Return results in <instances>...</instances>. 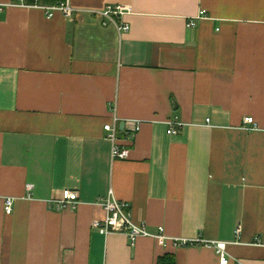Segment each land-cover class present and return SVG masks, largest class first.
<instances>
[{
	"label": "crops",
	"instance_id": "obj_1",
	"mask_svg": "<svg viewBox=\"0 0 264 264\" xmlns=\"http://www.w3.org/2000/svg\"><path fill=\"white\" fill-rule=\"evenodd\" d=\"M20 2L0 0V197L16 199L12 215L0 203V264H221L202 243L95 231L111 194L153 234L264 264V0H70L72 19ZM109 5L132 8L128 33L93 12ZM67 190L77 208L58 210Z\"/></svg>",
	"mask_w": 264,
	"mask_h": 264
},
{
	"label": "built area",
	"instance_id": "obj_2",
	"mask_svg": "<svg viewBox=\"0 0 264 264\" xmlns=\"http://www.w3.org/2000/svg\"><path fill=\"white\" fill-rule=\"evenodd\" d=\"M20 7L28 9H40L45 13L48 18H53L55 14L61 13L67 19H72L75 13L81 12L75 9L70 0H65L59 4L53 6H43L39 0H21ZM100 15L104 20V25H113L116 27L119 34L128 33L131 30L129 22L126 17L132 13V8L125 5H109L101 11H93ZM207 17V11L202 10L200 13L187 22V27L190 29L195 28L198 22ZM116 111V110H114ZM118 123L119 120L115 118L113 124L105 126V131L108 133V139L112 142V158L126 160L130 157L131 148L129 146H122L121 141L118 137ZM130 125L129 139L135 141L136 137L142 130L143 122L141 121H128ZM243 129L248 132L261 131V127L258 125L253 117H246L243 123ZM168 133L170 135H177L184 127V123L178 120H170ZM34 187L28 185L27 190L31 191ZM79 192L78 191H64L63 198L56 202L57 209L63 210L66 208L75 209L79 203ZM0 203L3 204L5 213L12 215L14 213V206L16 199L12 197H0ZM100 205L106 217L104 220H95L92 223V228L104 236L110 234H121L125 235L132 245H135L138 239L142 237L155 238L161 245L166 246V243L173 241L175 246H190L197 243L205 244V246L211 247L216 250L221 258V264H230L232 261L237 264H242L241 261L233 259L228 253V242H207L203 240L188 241L184 239H173L166 235V231L163 227H160L157 234H153L149 231L145 223L136 224L133 221L132 206L128 202L118 201L111 194L108 198L101 199L98 203ZM242 233V227H238L237 235Z\"/></svg>",
	"mask_w": 264,
	"mask_h": 264
},
{
	"label": "trees",
	"instance_id": "obj_3",
	"mask_svg": "<svg viewBox=\"0 0 264 264\" xmlns=\"http://www.w3.org/2000/svg\"><path fill=\"white\" fill-rule=\"evenodd\" d=\"M158 264H176L175 256L167 255L163 258H160Z\"/></svg>",
	"mask_w": 264,
	"mask_h": 264
},
{
	"label": "water",
	"instance_id": "obj_4",
	"mask_svg": "<svg viewBox=\"0 0 264 264\" xmlns=\"http://www.w3.org/2000/svg\"><path fill=\"white\" fill-rule=\"evenodd\" d=\"M125 126H126V123H121V129L123 130L124 128H125Z\"/></svg>",
	"mask_w": 264,
	"mask_h": 264
}]
</instances>
